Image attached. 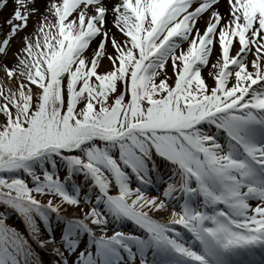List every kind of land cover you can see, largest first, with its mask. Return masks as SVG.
I'll use <instances>...</instances> for the list:
<instances>
[{
    "label": "snow or ice",
    "instance_id": "1",
    "mask_svg": "<svg viewBox=\"0 0 264 264\" xmlns=\"http://www.w3.org/2000/svg\"><path fill=\"white\" fill-rule=\"evenodd\" d=\"M9 3L0 195L33 205V219L45 204L75 206L3 173L78 150L71 159L106 203L79 218L101 235L72 264H229L264 249V0H0V10ZM110 217L141 232L108 235ZM30 254L22 233H0V264Z\"/></svg>",
    "mask_w": 264,
    "mask_h": 264
},
{
    "label": "rangeland",
    "instance_id": "2",
    "mask_svg": "<svg viewBox=\"0 0 264 264\" xmlns=\"http://www.w3.org/2000/svg\"><path fill=\"white\" fill-rule=\"evenodd\" d=\"M11 10L12 5L10 3L0 12V28L3 27L4 19L10 14ZM47 156L49 159L44 157L43 160H40L39 162H30L28 164V167L32 169L31 173L26 172L24 169H19L14 171V173H7L6 175L10 177H27L31 184L35 187L46 188L52 193L57 191L63 192L78 201L75 206L68 205L67 208L59 212L48 209L46 204L41 209V213L45 217V227L48 228L49 233L52 234V236L48 237L50 239L49 241L51 243H54L55 241L64 244L67 242V238L70 239L73 228L70 226V221L67 218H63L61 214L63 212L67 213L69 217V211L73 210V208H79V206H83L84 204L82 203L86 199L81 192L77 196L73 194L75 192L71 188L72 175L76 174L78 178L82 179L83 177L87 176V172L83 171L81 165L76 164L73 160L68 159L66 156H64L62 159H58L55 154H50ZM44 173H47L48 176L53 177V179L49 180L43 175ZM37 176L40 177L39 180L36 179ZM78 189L80 188L76 187V190ZM85 203H89V197H87ZM9 205L13 207V209L20 215L17 212H12L13 214H11L10 217V213H8L7 208H0V214H2V209L5 211V217H0V233H8L13 235H19V233H22L23 237L32 239L27 240V247L30 250L33 249L32 246L36 247L39 241L45 239L44 234H41L38 231V226L36 228V224H39V218L42 216H36V218L33 219L34 213L32 212V209L34 206L31 204L22 202L14 204L12 201H9ZM0 206H2L1 202ZM64 213L63 215H66ZM16 230H18V232ZM32 233L34 234V237L31 236ZM30 241L32 244H30ZM85 244L86 241H84L82 244L80 243L81 248L78 246L76 253L79 252ZM76 253H74L72 256L76 255ZM30 258H35V252L33 250H31Z\"/></svg>",
    "mask_w": 264,
    "mask_h": 264
},
{
    "label": "bare ground",
    "instance_id": "3",
    "mask_svg": "<svg viewBox=\"0 0 264 264\" xmlns=\"http://www.w3.org/2000/svg\"><path fill=\"white\" fill-rule=\"evenodd\" d=\"M74 212H75V215H77V216H78V214L84 215L85 213L88 212V209L87 208H81V209H77L76 211H73L72 213L74 214ZM40 245L42 246V248L44 250L50 251V252L47 253L48 256H47L46 259H44L45 261H50V260L54 259L55 258V252H57L59 255H62V252L59 249H57L55 247H53V248L50 247L45 241H43V243L40 244ZM53 263L57 264L58 260L54 259Z\"/></svg>",
    "mask_w": 264,
    "mask_h": 264
}]
</instances>
